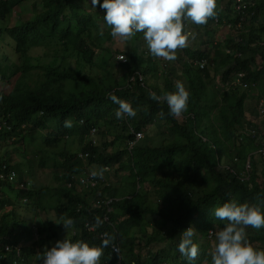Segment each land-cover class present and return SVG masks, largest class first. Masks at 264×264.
Instances as JSON below:
<instances>
[{
	"label": "trees",
	"instance_id": "obj_1",
	"mask_svg": "<svg viewBox=\"0 0 264 264\" xmlns=\"http://www.w3.org/2000/svg\"><path fill=\"white\" fill-rule=\"evenodd\" d=\"M26 1L0 0V20L5 21ZM82 1L46 0L42 13L0 29V38L13 42V49L21 60L16 70L0 65V81L6 83V88L0 90V108L4 114L10 115L9 121L13 127L7 134L19 137L17 144L22 145L25 152L26 144L34 146L40 132L48 134L46 139L41 138L44 145L57 144L60 137L80 135L84 143L80 152L89 154L90 166L109 165L114 169L118 163L119 169L123 170L125 166L121 160L125 156L128 157L125 162L130 172L126 181L119 186L113 183L100 192L79 193L76 186L68 187L72 176L82 173L84 165L79 153L60 149V152H53L46 158L47 151H44L40 165L45 168L49 159L53 161L56 186L47 184L34 187L26 193L29 199L27 205L33 206L34 219L40 223V239H33L30 224L16 216L15 206L10 204L9 211L0 219V252L6 245L11 248L10 252L5 253L7 262L3 264H12L17 258L16 247L19 245L24 254L20 264H32L33 258L35 264H40L37 253L43 251L45 241L50 237L48 232H53L57 237V229L60 228L57 222L48 219L51 211L74 220L69 237L73 241L84 240L90 245L100 246L103 233L115 236L113 243L104 249L100 264H189L178 251L180 234L188 227L195 229L193 240L199 246L198 258L193 262L202 264V259H206L207 264H211L206 247L214 239L209 240V230H218L226 223L214 218V208L230 198L240 203L264 204L263 155H258V159L252 157L249 179L241 177L246 170L249 154L259 148L258 142L249 136L250 131H263L259 106L264 101V0H246L251 2L243 12L246 20L241 21L242 15L239 14L233 18L234 27L249 22L241 32L238 29V42L234 38L220 41L213 49L214 54L209 50L188 48L186 55L189 60L180 68L166 62L163 67V71H167L163 75L164 87L147 81L149 66L156 63L155 58L135 48L123 54L132 65L128 73L131 80L124 84L116 80L106 87L100 86L104 81L97 82L92 77L76 74L69 69L62 70L56 60L41 64L38 58L37 64L33 63L30 56L32 49L54 45L79 52L89 65L94 64L96 50L103 48V40L111 41L112 37L110 33L93 39L90 34L86 35L84 25L92 21V16L81 10ZM232 11L231 0H226L224 10L218 16L229 21L225 14L229 15ZM212 22L210 20L205 25L206 33ZM252 46V51L259 52L262 58L263 66L260 69L253 68L255 57L246 58L243 55ZM204 59L207 60L206 68L195 69L194 65ZM36 69L41 73L35 72ZM212 71L214 74L211 75ZM177 72L186 78L185 85L190 92L188 108L179 118L170 115L166 101L150 98L153 92L157 96L175 92V82L183 81L174 76ZM33 73H37L38 78L30 81ZM135 73H140L146 80L142 81ZM239 73H244L243 80L249 84L248 88L233 84L234 87L223 91L212 84L218 75H221V82L227 84ZM77 82L80 83V91L74 87L68 88L69 83L75 86ZM109 94H115L130 102L134 108L141 109L135 118L125 117L117 121V137L126 143V147L115 155L105 153L98 145L85 140L92 128L99 130V123H111L112 111L118 105L109 99ZM65 119H72L74 126L65 128ZM81 120H84L82 125ZM155 123L159 126L166 124L165 127L175 139L171 141L162 136L154 139L146 135L129 151L133 131L143 132ZM7 134L0 131V139H5ZM4 161L0 159V164ZM176 163H182L189 177L208 179L210 189L199 192L197 185L181 176V166L180 170L170 171L169 176L166 167H173ZM15 167L22 177L23 165ZM158 170L162 171L163 176L150 180V176ZM152 195L157 198L155 208L148 205ZM108 197L117 199L109 206L111 211L105 204L95 206L98 200ZM0 204L5 207L8 202L2 199ZM3 207H0V211ZM97 216L104 223L94 227ZM159 221L164 223L162 228H156ZM143 227L146 233H134ZM247 232L248 239L256 244L255 247L264 249V228H249ZM165 243L167 250L157 248L151 256H143L146 249ZM114 246L120 249L119 253L112 254ZM209 251L207 249V253Z\"/></svg>",
	"mask_w": 264,
	"mask_h": 264
},
{
	"label": "clouds",
	"instance_id": "obj_2",
	"mask_svg": "<svg viewBox=\"0 0 264 264\" xmlns=\"http://www.w3.org/2000/svg\"><path fill=\"white\" fill-rule=\"evenodd\" d=\"M92 2L93 8L99 5V7L104 10L105 15L103 19L106 25L111 29L110 35L113 39L119 42H127L132 40L138 33H142L143 39L152 57L162 59L165 65L166 62L171 63V61H176L178 59V51L189 47L190 40L195 41L197 39L198 33L185 31L186 22H191L195 25H206L210 20H213L212 23L216 25L221 23V19L218 18V0H103L102 4H100V0H92ZM250 4L251 2L246 0H231L232 9L234 11L233 17L235 18V16L239 14L242 15L241 21H245L246 18L243 17V12ZM219 26H224V21ZM104 34V29L101 27L99 35L103 37ZM228 52L230 51L228 50ZM121 56L127 61H124V58ZM121 56L120 60L124 65L130 64L127 57L124 55ZM37 59L35 64H37ZM203 61L206 62L207 66V60H201L197 63L199 69L206 68V66L204 68L200 67ZM41 64L43 63L41 62ZM35 72L41 73L38 69H36ZM135 74L141 75L140 73ZM153 74H155V72H153ZM239 74L244 75V73ZM239 74L234 79L233 84L248 88L249 86H244V83H247L243 80L244 77L238 82ZM36 78H38V74ZM143 79L146 80L144 76ZM174 86L176 88L175 92H168L163 96H157L156 93L153 92L150 93V98L161 102L166 101L170 110V115L179 118L188 108L190 92L183 81H176ZM109 99L118 105V108L115 110V117L118 120H123L125 117L135 118L141 110L140 108H134L130 102L118 98L115 94H109ZM160 115H162V113ZM9 120L10 115L4 114L0 108V131L6 134L13 130ZM83 123L84 120H81L80 124L82 125ZM73 126L72 119H65V128H72ZM93 130H95L94 133ZM253 130L250 131L249 136H251V138ZM139 132L133 131V140L136 137L135 134ZM98 133L97 128H92L85 137L86 142L91 141L94 145H97L96 135ZM141 133L144 137L143 132ZM143 137L138 142H140ZM18 138L19 137L7 134V137L5 139H0V142L7 143L10 141L19 146V144H17ZM64 139L68 140L69 138L64 137ZM133 140L129 141V151H132L138 143L137 142L131 147L130 142ZM94 141L96 143H94ZM79 155L82 157L81 160L86 164L83 166L80 175L76 174L72 176L70 183H72L73 186L70 187L69 183V188L76 186L79 193L92 190L100 192L102 189L114 183L111 181L110 177L111 173H113V168L111 166L105 165L100 167L98 165L91 168L88 163L89 154L80 152ZM258 155L262 156L256 153V151L249 154L246 164L250 161L251 166L252 157ZM0 159L6 160L0 164V200L3 199L5 202H8V205L5 207L0 204V207H3L2 211H0L1 219L2 215L9 211L11 207L9 206L11 204V199L6 193L7 190L9 189L13 194L19 191L20 196L18 198L21 199L20 202L29 203L26 193L33 190L34 185L25 178L28 161L15 163L9 154L0 156ZM16 165H23L24 171L22 177L15 167ZM249 170L250 168H246L243 175H241L242 179H249ZM89 171L90 176L94 179L96 178V185L93 187L77 186L78 178ZM11 176L14 178L13 180L10 179ZM81 182L83 183L84 181L82 180ZM228 195L231 197V193ZM110 198L111 197H108L104 200ZM95 206L99 205L96 203ZM213 216L215 219L226 223L222 228L216 231L214 229L209 230V240H213L215 237V243L208 253L211 256V264H264V249H257L248 239L247 232L249 228L256 230L264 228V204L240 203L235 198H230L222 205L214 208ZM95 220L96 224L94 227H99L104 223L99 216H97ZM60 224H63L67 236L62 240L56 241L52 247L49 248L45 246L42 252L37 253L40 264H100L104 249L109 247L115 240L114 235L105 232L103 233L100 246L90 245L84 240L73 241L68 236V230L73 227L74 220L72 218H63V222ZM30 231L33 234V239L35 236H38L37 240H39L40 234L36 221L30 223ZM195 234L196 231L193 227H188L180 234L178 251L189 264H192L199 255V246L193 240ZM7 246L10 248V245H6L4 249ZM16 249L17 251L20 249V255L17 253V258L12 264H20L24 255L20 245L17 246ZM4 262H7V257L5 259H0V264Z\"/></svg>",
	"mask_w": 264,
	"mask_h": 264
},
{
	"label": "rangeland",
	"instance_id": "obj_3",
	"mask_svg": "<svg viewBox=\"0 0 264 264\" xmlns=\"http://www.w3.org/2000/svg\"><path fill=\"white\" fill-rule=\"evenodd\" d=\"M226 0H218V15L220 11L224 10ZM103 3V0H100V4ZM45 4L46 0H28L20 5V7L16 8L12 15L8 16V18L5 21L0 20V29L7 28L12 25V23H20L22 21H25L29 19L32 15H36L38 13H42L45 10ZM81 10L86 12V14L91 15L92 21L87 22L84 25V29L86 32V35L90 34L91 38L99 37V32L101 27L104 29L105 34H109L111 29L106 25L103 16L105 15L104 10H102L99 5L95 6L93 8V2L92 0H83L80 2ZM232 9V5H231ZM233 10V9H232ZM234 11L232 13L225 14L226 17H229V21L223 19L221 16H218V18L221 19V23L224 21V26H219L220 24L216 25L215 23H210L209 31L206 33V26L205 25H195L191 22H186L185 31H192L195 33H198L197 39L195 41H191L189 43V47L178 51V59L176 61H171L170 66H175L177 68H180L181 66L186 63L189 58L186 55V49L192 48L194 50H209L212 51V54H214V47L216 43L218 42H224L228 39L234 38L236 42L240 40V37L238 35V29H240L239 32H241L242 29L246 28V25H248L249 22H246L243 25L233 26V17ZM228 21V22H227ZM258 23L256 24V26ZM103 48L96 50V55L94 57V64L89 65L88 61L84 58V56L79 52H74L70 49H62L59 46L54 45H48L45 47H38L34 48L30 52V56L32 57L33 63H36V59L40 58V63H48L50 61L56 60L59 64V67L63 69H69L72 72H75L76 74H81L82 76H89L92 77L95 81L100 82L104 81L103 84L100 86L106 87L109 85H113L114 82L117 80L120 84L127 83L130 81V78L128 76L129 69L132 68L131 66H125L121 60L120 56L123 54H128V52L135 48L138 49L140 52H147L150 54L146 42L143 39V34L138 33L132 40L127 42H119L112 38L111 41L105 39L103 40ZM13 42L8 38H0V65L2 66H8L11 70H16V67L18 68L21 65V60L16 55L14 49H13ZM254 46L251 47V50H247L243 55L246 58H249L251 56L255 57V64L253 65L254 69H260L263 65L262 58L260 57L259 52H253L252 49ZM254 50V49H253ZM151 55V54H150ZM153 58V57H152ZM156 63L153 66H149V75L147 77V81L151 82L153 84H156L158 87H164V80L163 75L167 74V71H163V60L155 58ZM14 65V66H13ZM150 65V64H149ZM145 67V66H144ZM155 68V69H154ZM195 69L199 70V67L197 64L194 65ZM157 70V71H156ZM152 72H155V74H152ZM160 73V75L156 74ZM169 73V71H168ZM214 74V71H212L211 75ZM175 77H179L183 80V82L187 85V80L184 77V75L181 72H177L174 74ZM37 77V73H33L30 75L29 80L35 79ZM207 79V78H206ZM233 79L229 83L226 84L221 82V75L216 76L214 82L212 84L219 86L223 89V91H227V88L234 87ZM207 84L209 85V81L206 80ZM74 87L76 90L80 91L81 86L80 83L77 82L75 86H73L71 83L68 84V88ZM224 87H226L224 89ZM6 88V83H3L0 81V90ZM117 108L113 109L112 116L113 119L111 123L104 124L99 123L97 127L99 128L98 134L96 135V142L97 145L104 150L105 153L108 154H117L120 150H123L126 147V143H124L121 138L117 137L118 129L116 128V124L118 119L115 117V110ZM159 126L157 123L155 125L149 126L147 129L143 131L144 138L146 135H149L150 137H153L154 139L158 138L159 136L165 137L168 140L173 141L175 139V136L172 134V132L167 129V127ZM159 132L160 134H157ZM155 136V137H154ZM48 137V134L44 132H40L37 134V139L34 141V146L29 147L28 144H26V152L25 148L22 149V145L19 144L16 145L12 142H0V156H4L5 154H9L12 158V160L15 163L18 162H27L26 165V171H25V178L28 179L32 185L36 188H40L44 185L50 184L54 185L53 179L55 178L54 170L52 169V160H48L47 166L43 168L40 165V162L42 160V156L44 151H47L45 154V157L48 158L51 153L53 152H60V149H63L64 151H69L71 153H80V149L83 146L84 143L81 141L80 135H75L69 138L68 140L60 137L58 140H60L59 143H52L50 145H44L43 140ZM43 138V140L41 139ZM255 159H258L257 156H254ZM128 157L122 158V163L124 164L125 168L123 170L119 169L118 163L115 165V168L113 169V173H111V181L116 183L117 186H119L121 183H124L126 181L127 176L129 175V168L126 165L125 160H127ZM86 163L82 161V165H85ZM181 166V170H180ZM93 168V166H90ZM248 167V164H246V168ZM167 173L170 176V171H177L180 170L181 176L187 179L191 180V183L193 185L198 186V191L203 192L204 190L210 189V182L208 179H203L202 176L198 177H189L188 172L182 167V163H176L173 167H166ZM163 176V173L161 170L156 171L150 176V180H154L155 178H160ZM173 177L179 178L178 175H174ZM31 185V186H32ZM56 186V185H54ZM143 191V187L141 188V192ZM7 195L10 196L11 204L15 205V215L19 218H22L24 221H26L28 224L35 222L34 216L35 211L33 209L32 205H27V203H21L18 197L20 196V192L17 191L15 194L11 193V191L7 190ZM155 204H157V198L155 195H152L149 199L148 205L152 208H155ZM64 215L57 212V211H51L48 213V219L52 222H57L60 225V228L57 229V237L54 236L53 232H48L47 235L50 237L45 241V244L42 249H44L45 246H48L49 248L52 247L56 241L62 240L67 236V232L63 226V224H60L63 222ZM38 222V221H36ZM156 228H162L164 226V223L162 221L157 222ZM40 226V223H37ZM62 227V228H61ZM155 228V229H156ZM215 231L217 230L216 228ZM70 230H68V236L70 237L72 233L70 234ZM248 230V229H247ZM146 233L145 228L136 229L135 234L141 235ZM45 234V236H47ZM38 236H35L34 239L37 240ZM40 239V236H39ZM45 238H43L44 240ZM201 242L202 239H200ZM215 243V237L214 242H208V248L206 247V254L207 249L208 251L211 249L212 245ZM254 246L256 244H253ZM163 249L167 250V245L165 244H158V246H152L149 249H146V251L143 253L144 257L151 256L154 252H156V249ZM262 248V247H260ZM203 254V253H202ZM210 256V255H209ZM203 257V255H201ZM199 260V259H198ZM32 264L36 263L35 258L31 260ZM194 264H199V261L193 262ZM207 264L206 259H202V264Z\"/></svg>",
	"mask_w": 264,
	"mask_h": 264
},
{
	"label": "built area",
	"instance_id": "obj_4",
	"mask_svg": "<svg viewBox=\"0 0 264 264\" xmlns=\"http://www.w3.org/2000/svg\"><path fill=\"white\" fill-rule=\"evenodd\" d=\"M121 57H123V56H121ZM123 60L127 61L125 58ZM205 66H206V62L205 61L201 62L200 67L204 68ZM139 77L142 81L144 80L143 76L139 75ZM243 77H244L243 74H239L238 82H240ZM244 86L248 87L249 84L244 83ZM259 114H260L259 116H260L261 122L263 123L262 124L263 125V129H262L263 131L259 132L255 129L252 131L251 134H252V138H255L256 142H258V144H259V148L256 150V153L261 154L264 157V101H261V103H260ZM94 132H95V130H93V133ZM135 135H136L135 139L130 142L131 147H133L143 137L141 132L136 133ZM94 143H96V142L94 141ZM248 168H250V161L248 163L247 169ZM10 179L13 180L14 178L11 176ZM82 180L84 181L83 183L81 182ZM77 182H78L77 186H79V187H93L96 185L97 180H96V178L94 179L90 176V171H89V172H85L82 176H80L78 178ZM69 186L72 187L73 184L70 183ZM115 200H117V199L110 198V199L103 200V201L98 200L97 205L100 206L101 204H105L108 207V211H111V208L109 206L111 204H113ZM211 233H213V232H211ZM8 251H10V248L7 246L5 249H3L0 252V258L5 259L6 258L5 253ZM119 252H120V249L117 246H114L112 254L119 253ZM17 253H18V255H20V249H18ZM15 264H17V263H15Z\"/></svg>",
	"mask_w": 264,
	"mask_h": 264
}]
</instances>
